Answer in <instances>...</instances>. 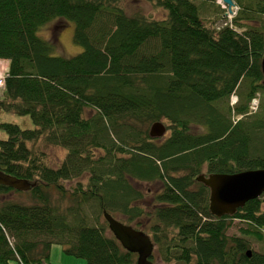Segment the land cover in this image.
<instances>
[{
    "label": "trees",
    "instance_id": "obj_1",
    "mask_svg": "<svg viewBox=\"0 0 264 264\" xmlns=\"http://www.w3.org/2000/svg\"><path fill=\"white\" fill-rule=\"evenodd\" d=\"M124 1L0 0V61L9 62L0 110L34 124L0 122V171L33 185H0V264H50L54 245L87 264H137L107 233L104 210L149 231L166 263L264 264V253L247 256L245 237L264 241V193L217 218L196 181L264 169V0H233L238 12L222 27L193 0H147L164 20L130 15ZM59 20L75 24L80 54L54 56L56 39L38 35ZM156 122L167 138L150 137ZM40 143L68 151L59 167ZM73 180L69 196L63 183ZM136 183L160 185L149 208ZM12 192L32 204L3 199ZM235 219L251 226L243 237L228 234Z\"/></svg>",
    "mask_w": 264,
    "mask_h": 264
},
{
    "label": "rangeland",
    "instance_id": "obj_2",
    "mask_svg": "<svg viewBox=\"0 0 264 264\" xmlns=\"http://www.w3.org/2000/svg\"><path fill=\"white\" fill-rule=\"evenodd\" d=\"M197 5L202 6L203 5V13L202 17L204 19V22L207 24H212V22H215L216 27H222L226 23H229L230 20L236 16L238 9L237 7L234 8V14H230L228 12V8H222L221 2L219 0L210 1V0H193ZM205 3V4H202ZM220 5V6H218ZM224 5V4H223ZM124 6L127 9L128 14L134 15L136 13H142L152 19L155 20H164L167 16L166 12L163 9L154 7L150 2L147 0H125ZM262 20L264 21V17H262ZM250 25L257 26V24ZM38 35L44 39L49 40L50 38L56 39V46L55 50L53 52L54 56H61L64 58H71L78 54H80L83 51L82 46L77 44L74 40L75 35V24L73 22H69L68 25L65 21L59 20L58 22L53 21L49 24H46L43 26L39 31ZM0 71H4L0 69ZM2 95V90H0V97ZM236 95H233V98L231 101L235 100ZM258 101V107L260 106L261 98L259 96ZM259 110V109H258ZM91 115L90 111L86 112V116ZM0 122H8L19 125L22 129H33L34 124L30 117H22L15 114L5 113L0 110ZM151 126L149 127V129ZM169 133H166L164 136V139L167 138ZM8 138L7 134L3 131H0V141L6 140ZM39 149L46 154V160L49 165H51L54 168H57L61 165L63 160L66 158L68 151L62 147L49 145L46 143H40ZM99 155V153H98ZM102 155V153H101ZM83 182L86 181V179H82ZM78 180L68 181L64 182L63 185L65 189L68 191L69 194L71 190L75 188L77 185ZM135 186L140 187L143 193H145V205H148L147 207H150V202L152 201L155 193H157V190L159 189L160 185L158 183L153 184H135ZM70 196V194H69ZM67 196L65 199V202L63 203L64 207H67L71 205L70 197ZM54 199L57 201L60 199L61 195L56 192L53 195ZM4 200H13L17 202H21L23 204L30 205L32 204V200L27 194H18L16 192H12L8 195H6ZM91 210H88V213L91 214ZM119 220H122L124 224L128 223V220L121 215L120 213L115 214ZM101 223L106 224L108 227L107 222L105 221L104 217L101 218ZM151 223V222H150ZM232 227L228 231V234L230 236H236V237H243V234L241 232V229H250L251 226L246 223L242 222L240 219H235L232 222ZM128 225V224H127ZM134 226V225H132ZM264 230V229H263ZM147 234H150L149 231H146ZM107 233L110 235L112 234L109 227L107 228ZM150 236V235H149ZM151 237V236H150ZM250 244L251 247L247 249V251H252L255 253H264V241H259L255 237L252 236H245ZM163 251L155 245L153 257L151 259L153 264H184L177 261H172L171 263H166L164 261ZM138 258V256H137ZM195 259H193L191 264H196ZM50 264H87L86 260L84 259H78L73 256H69L64 252V249L60 245H54L51 249V256H50Z\"/></svg>",
    "mask_w": 264,
    "mask_h": 264
},
{
    "label": "water",
    "instance_id": "obj_3",
    "mask_svg": "<svg viewBox=\"0 0 264 264\" xmlns=\"http://www.w3.org/2000/svg\"><path fill=\"white\" fill-rule=\"evenodd\" d=\"M228 6V12L233 14L236 7L233 0H223ZM264 76V58L262 60ZM167 128L162 122L152 124L149 135L153 139L163 138ZM196 181L202 183L210 191L209 210L217 218L233 216L251 200L260 198L264 193V169L246 170L234 174L200 175ZM0 185L11 187L18 191H28L33 186L28 182L4 174L0 171ZM104 218L109 229L122 247L130 253L136 254L137 264H153L151 257L155 245L142 230L124 224L104 210ZM247 256H252V251H247Z\"/></svg>",
    "mask_w": 264,
    "mask_h": 264
},
{
    "label": "built area",
    "instance_id": "obj_4",
    "mask_svg": "<svg viewBox=\"0 0 264 264\" xmlns=\"http://www.w3.org/2000/svg\"><path fill=\"white\" fill-rule=\"evenodd\" d=\"M223 7L225 8L226 6L223 5ZM7 72H8L7 70L0 71V90H3L4 87H5V78H6ZM232 102H233V104L236 103L237 102V98H235V100H233ZM257 109H258V101H257V99H254L252 101L251 106H250V111L251 112H256Z\"/></svg>",
    "mask_w": 264,
    "mask_h": 264
},
{
    "label": "crops",
    "instance_id": "obj_5",
    "mask_svg": "<svg viewBox=\"0 0 264 264\" xmlns=\"http://www.w3.org/2000/svg\"><path fill=\"white\" fill-rule=\"evenodd\" d=\"M0 69H2V70H9V62L8 61H6V60H1L0 61Z\"/></svg>",
    "mask_w": 264,
    "mask_h": 264
}]
</instances>
